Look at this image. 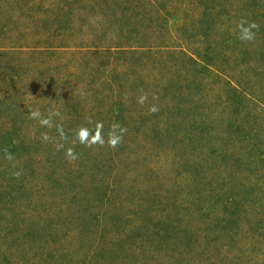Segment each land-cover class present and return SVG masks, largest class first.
I'll use <instances>...</instances> for the list:
<instances>
[{"label":"rangeland","instance_id":"obj_1","mask_svg":"<svg viewBox=\"0 0 264 264\" xmlns=\"http://www.w3.org/2000/svg\"><path fill=\"white\" fill-rule=\"evenodd\" d=\"M262 162L264 0H0V264H264Z\"/></svg>","mask_w":264,"mask_h":264},{"label":"trees","instance_id":"obj_2","mask_svg":"<svg viewBox=\"0 0 264 264\" xmlns=\"http://www.w3.org/2000/svg\"><path fill=\"white\" fill-rule=\"evenodd\" d=\"M250 159H251L252 162H248L247 161V162H241L239 164H236L237 165V168L235 169V173H240V170H241L242 173L244 171V175L245 176H243V177L244 178L245 177L246 178H249L251 176V173L254 170H256V168L254 169V167H257V164H255V163H257L255 161V159L253 157H251ZM262 163H264V162H262ZM143 230H145V229H143ZM138 233H139V231H138ZM143 234L144 233H142V236H141V232L139 233V236L138 237H139L140 240L143 239V236H144ZM167 234L168 235L165 236V238H171L170 237V233L168 232ZM177 237L180 238L179 235ZM32 241L34 242L35 239L32 240ZM111 241H113V240H111ZM170 241H172V240L170 239ZM167 244H168V247H166V248H164V250H160V251H164V254H166L168 256H172L171 257V261H173L175 264H182V263L187 264L188 263L189 260H187L188 258L186 256L187 255V252L186 251H189V250L186 249L187 247H185L184 243L182 245L180 243H178L176 245H172L171 242H169ZM185 249H186V251H185ZM102 251H104L103 254H102ZM106 251L107 250L105 248H102V250L99 252V255H102V257L105 256L107 254ZM88 252H90L88 248L87 249H84V253H88ZM104 253H106V254H104ZM23 259H24V257H22L21 260H23ZM17 260H18V258H17ZM21 260L20 261L18 260V262H21ZM27 260L24 261V263L27 262Z\"/></svg>","mask_w":264,"mask_h":264}]
</instances>
